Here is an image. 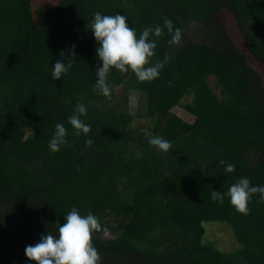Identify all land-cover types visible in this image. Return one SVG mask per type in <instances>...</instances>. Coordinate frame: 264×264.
<instances>
[{"label": "trees", "instance_id": "trees-1", "mask_svg": "<svg viewBox=\"0 0 264 264\" xmlns=\"http://www.w3.org/2000/svg\"><path fill=\"white\" fill-rule=\"evenodd\" d=\"M95 12L126 16L137 36L173 21L179 45L167 29L150 37L152 64H164L158 79L113 69L111 97L98 93ZM218 18L233 22L259 70ZM191 31L203 36L183 39ZM61 53L75 64L53 81ZM131 91L146 94L138 118L149 121L148 134L134 133V115L119 111L120 93ZM77 103L87 108V136L68 123ZM57 123L69 144L52 153ZM156 135L172 149L158 153L149 144ZM221 159L235 172L225 173ZM242 177L264 185V0H0V264H34L25 247L58 235L72 208L107 229L93 234L100 264H264L259 194L247 216L227 197L211 199ZM208 223L229 227L237 247L222 252L206 242Z\"/></svg>", "mask_w": 264, "mask_h": 264}, {"label": "clouds", "instance_id": "clouds-1", "mask_svg": "<svg viewBox=\"0 0 264 264\" xmlns=\"http://www.w3.org/2000/svg\"><path fill=\"white\" fill-rule=\"evenodd\" d=\"M127 17L122 14L102 15L100 12L93 14L91 32L98 47L96 57L101 62L97 68L95 87L98 93L105 98L111 97V86L109 74L113 69L120 73L131 72L139 82H151L160 77L163 63L152 64L151 58L155 56L157 43L150 37H160L164 29L172 34L169 41L172 45H179L182 39L181 30L174 28L171 19L164 20V27H144L139 36L136 29L129 26ZM74 55V53H73ZM61 59L52 67L51 79L61 80L67 76L74 61ZM87 116V108L83 103H77L73 114L68 118V123L75 130L76 136L87 134L91 131V125L84 122L81 117ZM68 130L62 123L55 125L53 138L49 141V149L52 153L59 152L62 147L69 144L67 139ZM85 144L90 146L93 140L88 138ZM158 153H167L172 149L171 141L156 135L149 140ZM219 164L224 166L225 173H234L236 165L223 159ZM259 194L261 202H264V185H252L248 177L240 178L232 184L226 193L212 191L211 199L222 204L225 197L229 199L230 205L241 215L250 213L248 207L252 197ZM104 232L99 219L92 212L81 215L76 208L66 215L64 223L58 224V235L46 233L40 241L34 245L25 247V257L34 264H100L101 257L98 249L92 243L93 234Z\"/></svg>", "mask_w": 264, "mask_h": 264}, {"label": "rangeland", "instance_id": "rangeland-1", "mask_svg": "<svg viewBox=\"0 0 264 264\" xmlns=\"http://www.w3.org/2000/svg\"><path fill=\"white\" fill-rule=\"evenodd\" d=\"M226 19L227 20L218 18L216 19V23L220 27L224 28L226 32L227 30L231 31V40L233 39V42L236 43V47L240 48V50L243 51V48L240 45V43H243V40L241 39L240 35H238V32L235 33V31H237V28H235V25L232 21H230L228 18ZM201 36H203V33L195 34L193 31H191V33L183 35V39H186L188 41L192 39L198 40V38H200ZM243 55L249 65H254L258 70L260 69V67L256 66V59L250 52L243 51ZM119 96L120 97L118 99L121 104V109L119 108V111H126L129 114L134 115L135 117V121L132 125L134 133L143 132L145 134H148L150 132L149 121L146 120L144 117L138 118L140 116L146 115V94L140 91H131L126 93H120ZM174 112L184 121L192 122V118L188 116L187 113H185L181 107L175 108ZM204 227V240L213 244L220 251L231 252L235 249V247H237V243L233 238L231 230L226 225L218 223H208L204 224Z\"/></svg>", "mask_w": 264, "mask_h": 264}]
</instances>
